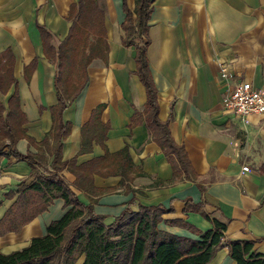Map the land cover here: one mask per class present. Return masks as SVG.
Here are the masks:
<instances>
[{
  "label": "crops",
  "instance_id": "crops-1",
  "mask_svg": "<svg viewBox=\"0 0 264 264\" xmlns=\"http://www.w3.org/2000/svg\"><path fill=\"white\" fill-rule=\"evenodd\" d=\"M93 1L104 13L107 63L90 64L85 87L63 112L70 132L62 141V161L74 159L79 166L103 157L105 150L113 154L127 147L133 167L143 175L123 185L120 176L94 175L89 193L73 186L75 178L67 170L61 178L80 204L92 205L105 225L127 209L137 213L158 207L164 210L160 231L199 240L217 221L225 225L224 243L251 242L252 251L264 255V115L244 125L222 106L223 95L243 81L264 92V0H150L146 56L158 118L168 123L174 143L184 149L194 180L173 175L142 119L145 88L135 74V48L122 45L121 29L123 5L133 11L135 0ZM77 2L0 0V54L10 50L14 56L13 78L26 118L23 128L36 144L50 132V108L57 103L56 70L43 54L39 28L56 48L70 27L69 6ZM33 61L26 80L24 70ZM219 63L226 65L230 81L219 77ZM14 90L12 86L0 97L4 106ZM99 105H104L100 120L109 127L105 150L93 143L90 152L79 154L81 128ZM16 150L21 155L38 152L26 139L17 142ZM244 166L247 173H242ZM0 169L1 219L17 198L18 185L33 179L28 163L15 157L0 156ZM66 210L63 200H54L18 234L1 236L0 253L19 251L45 236L46 227ZM208 264L236 263L224 245Z\"/></svg>",
  "mask_w": 264,
  "mask_h": 264
},
{
  "label": "trees",
  "instance_id": "trees-1",
  "mask_svg": "<svg viewBox=\"0 0 264 264\" xmlns=\"http://www.w3.org/2000/svg\"><path fill=\"white\" fill-rule=\"evenodd\" d=\"M123 11L125 19L121 29L125 37L122 45L135 48V74L146 93L142 119L151 140L167 157L173 175L183 174L186 179L194 180L195 174L184 149L174 143L168 123L158 118L156 90L146 56L150 43L151 2L135 0L133 11L126 5H123ZM67 20L70 22L67 36L56 48L50 45V35L39 28L43 54L55 66L57 100L50 108L51 130L39 144L34 143L23 128L26 118L19 107L13 78L14 56L10 50L0 54V97L5 96L12 86L15 89L6 106L0 100V156L27 162L29 179H33L29 184L23 181L18 185L17 198L0 219V237L18 234L56 199L63 200L64 209H67L59 220L46 227L45 236L31 240L19 251L8 255L0 253V264H76L81 257V264H208L217 249L224 245L236 264H264V255L253 252L251 242L224 243L225 225L217 221L213 222L212 229L200 234L199 240H191L158 229L164 212L161 208H141L137 213L127 209L112 224L105 225L103 218L94 214L91 204L84 206L78 202L60 176L64 170L74 176L73 186L86 193L92 192L94 175L120 176V185H123L143 173L133 167L127 147L113 154L105 150L109 127L100 120L104 105L97 106L82 126L79 151V154L88 153L96 143L105 150L104 156L79 166L74 159L62 161V141L70 132V124L63 122V112L85 87L90 64L100 61L106 65L108 53L104 13L93 0H78L70 5ZM35 64L33 61L25 68L26 80ZM21 139H26L38 152L19 154L16 144ZM48 158H51L50 163Z\"/></svg>",
  "mask_w": 264,
  "mask_h": 264
},
{
  "label": "built area",
  "instance_id": "built-area-1",
  "mask_svg": "<svg viewBox=\"0 0 264 264\" xmlns=\"http://www.w3.org/2000/svg\"><path fill=\"white\" fill-rule=\"evenodd\" d=\"M219 77L225 81L232 79L225 64L219 63ZM222 106L226 113L232 114L241 123L248 125L252 117L264 115V92L254 89L250 83L243 81L233 85L223 95ZM248 170V167L244 166L242 173H247Z\"/></svg>",
  "mask_w": 264,
  "mask_h": 264
}]
</instances>
